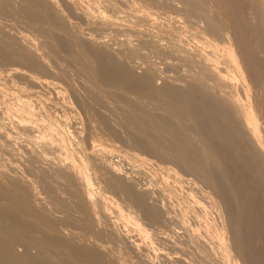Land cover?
Masks as SVG:
<instances>
[{
  "label": "bare ground",
  "instance_id": "1",
  "mask_svg": "<svg viewBox=\"0 0 264 264\" xmlns=\"http://www.w3.org/2000/svg\"><path fill=\"white\" fill-rule=\"evenodd\" d=\"M56 1L0 0V18L2 15L5 17V12L11 11L9 14L15 13L20 16H18V18L22 17L26 19L28 21L27 23H31L32 26H36L35 28L38 27L40 30L37 29L40 32H44L45 35L41 33L47 36V38L58 40V42H56V44L59 43L58 48H60L61 52L64 51L69 55L70 61L77 62L83 58L87 71H84L85 67L80 64L83 68L82 71L84 74L88 72L89 74L87 73L86 75H90V77L87 76L86 78H91L92 80V82L90 81L91 84L89 87L92 90V94L87 91L89 93L88 96L90 97L92 95V99L95 100V103L93 100L92 102L96 107L100 106L103 107V109L106 107L111 110L110 102H113L109 101L112 98L111 96L119 95L114 92L113 94L111 93L113 91L110 90L111 83L116 85L117 88L121 87L124 90L136 92L138 98L142 99V101L144 100L142 103L143 106L137 108L136 105H134L135 107H132L128 104V102H130L128 101L127 104L129 106L125 104L117 111L121 118L120 124L126 129L130 136L129 138H131L137 146L139 145L146 153L153 155V157L155 156L163 162L172 163L180 169L179 171L187 172L198 180V182L203 183V187L207 186L208 189L210 188V192L217 198L222 206L229 229L228 232L230 233L229 239L232 243L229 249L232 248L234 252L231 254L227 249L228 246L225 250L223 249L226 251V254L224 255L223 252L224 260L223 263L221 262L220 264H229L228 260L225 261V256L227 259V256H230L229 254L232 256L235 255L237 261L235 262L238 264H264V128H262L263 125L261 126L260 122V114L264 119V106L259 104L260 99H262V104L264 105V56L261 55H264V0H212L213 6L209 4L210 7H208H212V9L209 10L206 4L204 5L206 0H185L186 6L183 8V19L184 16H186L188 22H191L193 16H200L201 19L203 18L206 21L205 30L201 31V33L204 32V35H208V38L211 40L216 42L220 40L221 43H224L223 47H225V49L222 48L226 55L224 54L222 56L218 51L216 54H220L223 60L225 56H227V60L224 61H228L233 68H230L229 71H233L234 75L242 80V85H244V88L241 86L244 92V95L242 94L243 98L239 91L233 87V82L231 80H234L233 78H235V76L226 72V69H229L226 68L228 66L226 65L225 67L223 63L224 65L222 68L225 69L220 67L221 59L219 60L220 66H217L215 65L218 64L215 61L217 57L209 52V50H207L208 52L206 50V52H203L202 50L203 53L198 52V50L188 51L175 41L170 42L171 46H168V48L171 47L169 50L170 53L167 52L169 54H176L184 63L186 62L187 68L190 67V73L194 72V74L188 73L190 74L188 75L191 78L190 81L188 80L185 84L180 86L167 83L164 86L158 87L152 83L153 80H151L148 75L140 77V75L135 76V74L129 71L128 73L126 68L120 64V59H117V61H119L117 63V61H114L115 57L111 58L110 55L114 53L110 54V51L104 52L102 51L103 49H98L99 47L91 46V43L89 44L91 38H88L89 40L86 38L84 43L82 42L80 45L82 38L79 37L80 35L77 33V36L81 38V40L78 41V43H80H73L75 41L73 38L75 35L73 34L74 36L70 35L69 37L68 34L72 33L67 34L66 30V32L62 31L65 28L67 29V27L70 28L71 22L68 23V18L66 17V19L64 17L65 15ZM151 2L153 3L154 0ZM244 6L246 7L245 9H247V7L249 8V14L247 12L245 13ZM100 12L103 14L101 10ZM81 14L88 19L93 16L90 19H93L96 24L99 23L100 26H105V28L102 26L103 28L101 30L108 29L109 27L111 28V24H113L111 23V18L105 17L104 14H97L98 16L95 17V14L91 15L93 13H89V11L85 10L83 12L81 11ZM17 15L13 14V17ZM3 22H0V74L6 73V77H0V86L2 85L4 87V89L0 88V105L3 104L2 106H4L3 108L0 106V264L125 263L126 258L124 257L125 254L127 256V253H129V248L127 250V247L125 245L124 247L122 243L124 249H120L121 251L118 254L121 255L124 253V257L122 258L125 260L120 262L119 257L115 254V249H112L114 253H111V229L109 231V229L103 230L102 228L103 226L110 228L113 222H111V189L115 195L123 198L125 203L126 201L129 203L128 205L132 209H129L126 217L131 219L130 221L135 222L139 230L147 234L148 238L150 235L148 236L149 233L147 228L139 224L138 216L146 219L151 226H157L158 228V226H161L163 219L161 207L156 204H149V201H147L148 198L146 200V196L149 197L148 194L146 195V190L137 191L133 188L131 182L125 180L123 173H120L119 170L122 168H118L113 161V163H111L112 151L107 149L106 145L103 146L101 143L96 144V140L93 138L94 136H90L89 134L90 143H88L90 145H86L85 143L88 138L85 139V142L83 139L84 137H81V132H79L77 127L74 128L75 125H73L74 127L72 128L64 119H59L58 117V119H56L55 116L49 113L45 106H43L44 104L42 105L39 103L40 105H38L37 103L36 105L39 106L37 107L34 104L35 102L32 103L34 100H30L31 96L28 97L26 94L20 93L21 91L16 93L14 88L7 87V82H15L12 78L9 79L8 76L11 75L10 73L18 75L20 78L22 77V80L24 78H30L32 86L35 85L37 87L41 84H49L50 80L47 81L48 79H44L47 74H51L53 71L50 69L51 67L47 66V58L41 55L43 51L40 53L36 51L37 49L34 50L28 46L29 44H24V41L22 43L18 42L17 40L20 39V36L18 37L19 39H17V35L13 36V34H10V31L8 32L6 29L8 28L7 26L5 30L3 28L4 26H1L4 24ZM197 29L195 30L197 32L201 30ZM64 32L68 37L65 36V34L63 36L62 33ZM68 32L70 31L68 30ZM19 33L20 31L18 34ZM192 33L194 34V32ZM198 34H200V32H198ZM201 36L203 35L201 34ZM70 38L74 41L70 40ZM22 40H24V38ZM177 40H180V38ZM204 40L205 37L203 43ZM207 41L206 39V44ZM101 42L102 41H100V43ZM210 42L209 40V44ZM216 42H211L210 45H221V43L216 44ZM150 44L154 52H162L161 49L163 47L160 49V43H158L157 40H151ZM102 46L105 47L104 44H102ZM208 47L209 46H207V48ZM215 49H212V51ZM133 50L134 49H132V51ZM148 51L151 50L148 49ZM219 51L221 52V50ZM214 56L216 57L215 59ZM66 60L64 62H66ZM80 61H82V59ZM80 61L79 63H81ZM40 72L46 74L44 75V79L42 75V77H38ZM32 73L38 75L34 77ZM64 73H66V71ZM247 79L253 83L252 88H254V90L256 89L253 98L251 96L253 89L248 85ZM23 85L24 84H22V86ZM29 85L27 84V87ZM37 90L38 89H36L35 92H40ZM43 91L45 92V89ZM43 91H41V96ZM134 99L129 100L134 101ZM137 99L135 100L138 101ZM125 100H127V98ZM146 101H149L146 103L147 105L144 104ZM88 102L86 104H89ZM148 103H153V105H148ZM89 105L85 108H88ZM148 106L150 108L151 106H156V108H151V110ZM127 108H129V110ZM13 109L18 113H14L15 111L13 112ZM156 109L159 111L161 110V112L156 113ZM97 121L99 126L89 125L90 128L93 127L91 130H94L96 133L100 130L108 136H111V124L106 114H98ZM119 132L120 131H118V133ZM12 133H14L17 138L24 135L28 141L26 143L31 145L27 144L28 152L24 150L27 153L24 154L28 155L29 153V156L25 159V163L20 160V156L18 158L25 164L26 169H28L27 171H32L33 173L30 172L33 178L24 181L26 183L22 182L23 180L17 176V173L11 172L16 169V165L13 170L10 169L12 165L11 159L10 161L7 158V161L11 162H8L11 164L10 167L9 165L7 166V162L6 164L3 162L5 158L4 155L7 156L6 153L9 154L8 152H14L16 149V142L13 140L14 136ZM60 142L64 145H70L69 148L71 151L69 152L68 150L67 152V146H65L66 152L64 151L65 153L59 154L62 151L61 149L64 150V146H60ZM58 143L59 147H61V151L55 155L58 151H55V147L58 146L55 144ZM18 144H20V142H18ZM21 147L23 148L25 146ZM18 149L17 146L16 152ZM16 154H19V150ZM9 155L7 157L12 158L13 154ZM21 155L23 157V153ZM50 155L51 158L49 157ZM162 161L160 162L163 163ZM173 165L170 167H173ZM24 178H26V176H24ZM196 180H194V183ZM102 183L104 184L103 186L101 185ZM63 193H65V196ZM105 194H109L110 197L107 195L106 197ZM39 198L45 201L44 204L47 205L46 207L39 206L40 204L36 202V199ZM120 215H122V213ZM173 222L176 223V221ZM113 233L116 234V232ZM165 241H163L164 244L167 242ZM135 244L133 243V245ZM164 251L165 250H163V253ZM193 257L194 256H192V258ZM141 258L144 257L142 256ZM129 260L128 262H131ZM143 260H136L131 264H148L146 263L148 259L146 261Z\"/></svg>",
  "mask_w": 264,
  "mask_h": 264
},
{
  "label": "rangeland",
  "instance_id": "2",
  "mask_svg": "<svg viewBox=\"0 0 264 264\" xmlns=\"http://www.w3.org/2000/svg\"><path fill=\"white\" fill-rule=\"evenodd\" d=\"M151 1H153V0H149V1L148 0H138V1L137 0H107V1L106 0H98V1L97 0H93V1H91V0L90 1L89 0H57L56 2L59 5V7L61 8L63 14L65 15L64 17L68 18V20H69L68 23L71 22L70 23L71 26H69L70 28L67 27V29L70 32H68V30L66 28L65 29L62 28V29H64L62 31L66 30L67 32L66 31L65 32L67 34L68 33H72V34H68L69 37H70V35H73V34L75 35V36L73 35L74 37L71 36V37L74 38L75 41L72 38H70V40L74 41L73 43L79 44L81 42L80 43V45H81L82 42L84 43L86 38L87 39L91 38V40H90L91 42L89 41V44L91 43L90 44L91 46L97 47V48L99 47L98 49H101V50L103 49L102 51H104V52H109L110 51V54L114 53L113 55H110L111 58L115 57L114 61H117V59L118 60L120 59L119 60L120 64L123 67L126 68L127 72L129 71L130 73L135 74V76H139L140 75V77L148 75V77H150L151 80H153L152 83L155 84L158 87L164 86L167 83L168 84L170 83V84H173V85L175 84L177 86H180L182 84H185L186 81H188V80L190 81L191 80V78L188 75L194 74V72L190 73V71H189L190 67L187 68L188 66H186V62L184 63V61H182L180 57H178L174 53L169 54L170 53L169 50H170L171 47L168 48V46H171L170 42H172V41H175L178 45H182L188 51H191V50H193V51L196 50L197 51L198 50V52H202V50H203V52H204L205 50L206 51L209 50V52H211L213 55H215L217 57L216 58L214 56V59L215 58L218 59V60L215 59V61L218 63V64H215V65L218 66L219 65V60L221 59L220 60L221 61L220 62L221 66L220 65L219 66L222 68L224 64H225L224 65L225 67L227 65L228 67H226V68H229V69H226L227 71L226 70L225 71L228 74L230 73L232 76H235L233 71H231V72L229 71L230 68L233 69L231 67V64L228 63V61L227 62L224 61V60H227V56H225L224 60H223V58H221L225 54V52H224L225 47H223L224 43H221L220 40H218V42H216L214 40H211V39L208 38L209 37L208 35L207 36H205L206 34L204 35V32L201 33V31L205 30V26H206L205 19H203V18L201 19L200 16H199L200 18L197 17V16H193V19L191 18V22H188V19H186L187 18L186 16H184L185 20L183 19V15H184L183 8L186 6L185 0L184 1L183 0H154V2L156 1L155 2L156 4L154 2L152 3ZM202 1H205V0H202ZM208 2H210V3H208ZM148 4H149V6H148ZM205 4H206V7H208L209 4L212 5V0H209V1L206 0L204 5ZM245 6H244V9L246 8ZM209 7H208V10L212 9V7L211 8H209ZM70 8H72V9H70ZM84 10L85 11H89V13H93L91 15L95 14L94 15L95 17H97L98 15L102 14L100 12V10H101L105 17H109V19L111 18V23H113V24H111V28L109 27L111 30L109 28L101 30L103 27L105 28V26L102 25L103 26L102 27V26H100L99 23L96 24V22H94L93 19H90L93 16L89 17V19L84 17L81 14V11L83 12ZM94 10H95V12H97V11L98 12L95 13ZM9 12H11V11L5 12V17H4V15H2V17H4L5 19L2 18V17L0 18V22L1 21L3 22L5 20L3 22L4 24L1 25V26L2 27L4 26L3 27L4 29L7 26L8 28H6V29L8 30V32L10 31L9 32L10 34H13V36L17 35L16 38L17 39L20 38L19 40H17L15 38L18 42L22 43L24 41L23 42L24 44H26V43H27L26 45L29 44L28 46H30L34 50L37 49L36 51H39L40 53L43 51L41 53V55H43L44 58L45 57L47 58V61H46V63H48L47 66L51 67L50 69L53 72L51 73L52 75L50 73L46 75V74H42L40 72L41 74L39 73L38 77H42L43 76L42 78L44 79V75H46L44 80L48 79L47 81H49V80L50 81H49V84H47L48 86L41 84L40 86H37V87L35 85L32 86V84L30 83V80H31L30 78H26L27 79L26 80L23 77L24 79L22 80L21 79L22 77L20 78V76L14 75L13 73H10L11 75L13 74L14 76L12 75L13 76L12 77L10 74L9 75L11 77L8 76V75L7 76L9 77V79L12 78L15 82L14 81H13L14 83L7 82L8 83L7 87L14 88L16 93H19L21 91L20 93L26 94V96H28V97L31 96L30 100L31 101L34 100L32 103L35 102L34 103L35 105L37 103H38V105H40L39 103H41L42 105L44 104L43 106H45V108L49 111V113H52V115H54L56 119H58V118L59 119H61V118L64 119L65 122L68 125L70 124L72 128L74 127L73 125H75L74 128L77 127L79 132H81V134H82L81 137L82 138L84 137L83 138L84 140L88 138L87 142L85 140V142H86L85 144L86 145H90L89 144L90 143L89 135L90 136L91 135L94 136L93 138L96 140V144H100L101 143V144H103V146L106 145L107 149H110L112 151L111 152V163L114 162L118 166V168H122V169H119V170H120V173H123V176H124L125 180H127V182H131V184H133V188L135 190H137V191L146 190V195L148 194V196H149V197L146 196V200L148 198L147 201H149L148 203L149 204H153V205L156 204L157 206L161 207V210L163 211L162 214H161L162 217H163L162 223H161L162 227L158 226V228H157V226H151L150 223L146 219H144L141 216H138L139 217V224H141L142 227L147 228V231L149 233L148 236L149 235L151 236V237L149 236V238H148L147 234H145V233H143V232H141L139 230V227L136 226L135 222L130 221L131 219L126 217V214L128 213L129 209L131 208L128 205L129 203H127V201L125 203V201H123L124 199L119 197V196H117V195H115V193L111 189V222L112 221L113 222L111 223L112 226L110 228H107L106 226H103L102 228H103V230L109 229V231L111 229V234H112L111 236L112 237L110 239L111 241L110 240H108V241L111 242L110 248H111V250L115 249V252H116L115 254H117V256L119 257L120 262L122 260H125L124 258H126L125 263L122 261L123 264H131L132 262H134L136 260H141V259L143 260L145 258L144 259L145 261L147 259L149 260V261L148 260L146 261V263H148V264H204V263L205 264H209V263L210 264H220L221 262L223 263L224 255L226 254V251H224V250L227 248V246H228L227 249L230 251L231 254H233L234 252H233L232 248H230L231 250L229 249V247L232 246V243H231V240L229 239L230 238V233L228 232L229 229H228V226H227V222H226V218H225L222 206L219 203V201L217 200V198L210 192V188L208 189L207 186L203 187L204 186L203 183L198 182V180L193 178V176L190 175L189 173L184 172V171H179L180 169L178 167L174 166L172 163L170 164V162L169 163L168 162H163L162 160H159L155 156H154L155 157V159H154L153 155H150V154L146 153L139 145L137 146L136 143L134 141H132L131 138H129L130 136L128 135L126 129L121 126L122 124H120L121 118H120V116H119L117 111L120 110L121 107L123 105H125V104L127 106L130 105L132 107H135L134 105H136L137 108L139 106L141 107V106H143L142 103H143L144 100L142 101V99L138 98V96H137L138 94L136 92H134L132 90H124L121 87L117 88L116 85L111 83L110 90H113L111 93L113 94V92H114L115 94H119V95H115V96L112 95L111 96L112 98L109 100V101H113V102H110L111 103V110H109L106 107H104V109H106V110H104L103 107H100V106H99L100 108L98 106L96 107L95 104L93 105V102L95 100L92 99V95L90 97L88 96L89 93L92 94V90H91V88H89L90 84H91L90 81L92 82V80H91V78H86L87 76L90 77V75H86L88 72H85V74H84V72L82 71L83 70L82 66L83 67L86 66L84 59L81 58L82 61H80L81 59L79 60L81 63H79V61H77V62L72 61V60L70 61L69 55L66 52H64V51L61 52L60 48H58L59 47L58 46L59 43L56 44V42H58V40H55L54 38H52V39L51 38H47V36H44L45 35L44 32L41 31L44 34L43 35L39 31L40 29L38 27L37 28L39 30L37 28H35L36 26L35 27H34V25L32 26L31 23H27L28 21L26 19H24L22 17L18 18L19 15L13 13L14 15H17V16H14L15 18H17V19H15L13 17V14L12 13L9 14ZM246 12L247 13L250 12L248 7H247V9H245V13ZM7 13H8V15H7ZM11 14H12V17H11ZM9 15H10V17H9ZM6 17L7 18L9 17V18L7 19ZM11 18H13V19H11ZM254 19H252V20L254 22H256ZM11 20H13V21H11ZM89 20L90 21L92 20V21L90 22ZM186 25H188V26H186ZM195 26H198V27H195ZM11 28H13V29H11ZM196 29L197 30L201 29L200 31H198V32H200V34H198V32L195 31ZM37 30H38V32H37ZM104 30H106V31H104ZM19 31H20V33H19L20 35L18 34ZM65 32L62 33L63 36H64V34H65V36H67V34ZM192 32H194V34ZM57 33H61V32H57ZM77 33L80 35L79 37H81L82 40H81V38H79L77 36L78 35ZM201 34L203 36H201ZM199 35H200V37H199ZM92 37H93V39H92ZM201 37H203V38H201ZM204 37H205V40H204V43H203ZM23 38H24V40H22ZM175 38H176V40H175ZM179 38H180L181 41L177 40ZM206 39L208 40L207 44H206ZM29 40H30V43H29ZM35 40H37V41H35ZM151 40H157V42L160 43V49L162 47L164 48V49L163 48L161 49L162 52L160 51L162 54L154 52V49H153L152 45L150 44ZM182 40H183V43H182ZM209 40L211 42H214V43L216 42V44L217 43H221V45L219 44L220 47H219V45H217L218 47L217 46H211L210 45L211 42L209 44ZM45 41H47V42H45ZM78 41H80V42L78 43ZM100 41H102V42L100 43ZM49 42H50V44H49ZM106 42H107V44H106ZM102 44H104L105 47H103ZM99 45H101V46H99ZM33 46H35V47H33ZM207 46H209L208 47L209 49L207 48ZM212 47H215V48H218V49H215V48H212ZM55 49H57V50H55ZM132 49H134V50L132 51ZM148 49L151 50V51H148ZM212 49H215V50L212 51ZM219 50H221V52ZM55 51H57L58 54ZM217 51L222 56L220 54L217 55L216 54ZM164 52H165V54H164ZM213 52H215V53H213ZM62 54H64V55H62ZM59 55H61V56H59ZM261 55L264 56L263 54H261ZM52 56H54V57H52ZM168 57H170V58H168ZM68 58H69V60H68ZM65 60H66V62H64ZM119 61H117V63ZM123 62H125V63H123ZM216 62H214V63H216ZM82 63H84V64H82ZM77 64H79V65H77ZM228 64H230V65H228ZM73 65H74V68H73ZM181 66H182V68H181ZM79 68L81 69V71L83 73L80 71ZM222 69H225V68H222ZM85 70H86V67H85L84 71ZM65 71H66V73H64ZM188 73H190V74H188ZM3 74L2 75L0 74L1 78L2 77H4V78L6 77L5 76L6 73L4 74V76H3ZM29 75H30V73H29ZM36 75H38V74H36V73L33 74L34 77H36ZM84 75H86V76H84ZM188 78H190V79H188ZM237 78L238 77L235 76V78H233L234 80H231V81L233 82V87L236 88L237 91H239L240 95L243 98L244 92L242 91V87L244 88V85H242V83H243L242 80H240L239 78L237 79ZM173 81H174V83H173ZM18 82L19 83L21 82L20 83L21 85ZM175 82L176 83L179 82V83L176 84ZM247 83H248V85H250L251 89H253L252 90L253 92L251 93L252 94L251 96L253 98L254 95H255L254 91H256V89L254 90V88H252L253 83L249 79H247ZM22 84H24V85L22 86ZM27 84L28 85L31 84V85H29L27 87ZM75 85H76V87H75ZM32 87L35 88V89H33ZM0 88L4 89V87L2 85L0 86ZM30 89H31V91H30ZM36 89H38L37 91H40V92H38V93L35 92ZM44 89H45V92L43 91ZM41 91L44 92V93L42 92V96H41ZM87 91H89V93ZM124 91L126 92V94H125ZM128 91H129V93H128ZM123 92H124V95H123ZM125 95H127L128 97L125 96ZM122 96L125 99L127 98V100H125ZM132 96H133V98H132ZM134 98L135 99L138 98L137 99L138 101H136ZM116 99H118V100H116ZM129 99H132V100L134 99L135 102L132 101V100H129ZM139 99H140L141 102L139 101ZM92 100H93V102H92ZM88 101H90L92 103H90ZM128 101H130L131 103L128 102ZM253 101H254V99H253ZM75 102H76V104H75ZM87 102L90 105L86 104ZM127 102H128L129 105L127 104ZM147 102H149V101L144 102V104H146ZM138 103H139V105H138ZM262 103H263V100L260 99L259 104L261 106H264ZM2 105L3 104H1L0 106L3 108L4 106H2ZM38 105H36V106L39 107ZM88 105H89V107L85 108ZM148 105H153V103L152 104L148 103ZM90 107H91V109H90ZM151 108L155 109L156 106L155 107L151 106ZM151 108L149 107V109H151ZM127 109L129 110V108H127ZM107 111H109V112H107ZM156 111H154V112H156V113H160L161 112V110L159 111L158 109H156ZM13 112L14 113H18L14 109H13ZM100 112H102V113H100ZM98 114H103V115L106 114V116L108 117L109 122L111 124V131H112L111 132V136L110 135L108 136L107 134L101 132L100 130H98L97 133L94 130H91V128H93V127L90 128L91 125L92 126H99L98 125V121H97ZM110 120H112V121H110ZM260 122H261V126L263 125L262 128H264V119L261 117V114H260ZM80 128H81V130H80ZM118 131H120V132L118 133ZM100 133H102V134H100ZM114 134H115V136H114ZM12 135L14 136V137L12 136L13 140H15V142L17 143V145L15 143L16 149H17V146L19 148L18 149L19 150V154H16L18 152V150L16 152V149L14 150V152H8L9 154L12 153L14 155V157L17 155L16 156L17 158L15 157V160L13 161V159H14L13 155L10 154V155H12V158H10V157H7L9 154L6 153L7 156L4 155L5 158L3 159L4 160L3 162L5 164L7 162V166L9 165V167L12 164L11 168H10L12 170L14 169V167L16 165V169H14L11 172L17 173V176L21 180H23L22 182L26 183L24 181H27L29 179L31 180L33 178L32 177V174H33L32 171H27L28 169H26V166L24 164L25 161H26L25 160L26 157L29 156V153H28V155H26L27 153L25 152V151L28 150V148H27L28 147L27 146L28 143H26L28 141L26 140L24 135L22 137H18L19 140H18L17 136H15L14 133H12ZM116 135H118V136H116ZM107 139H108V141H107ZM121 139H124V140H121ZM126 141H128V142H126ZM18 142H20V144H18ZM61 143L62 142H60V146L63 145L64 146V150L61 149V147H59V143L55 144V145H58L57 147H55L56 148L55 151L58 150L55 153V155L58 152H60L61 150L62 151L59 154L63 153L64 151L66 152L65 146H67V152H68V150H69V152L71 151L70 148H69L70 145L68 146V145H64V144H61ZM129 144H130V146H129ZM28 145H30V144H28ZM21 146H25V147H23L24 149ZM25 148H27V149H25ZM57 148H59V149H57ZM22 149H23V151H22ZM21 151L23 153V157L21 155L22 154ZM24 153H26V154H24ZM19 156L23 159L22 160L20 158V160L22 162H24V163H22L18 159ZM150 156H152V157H150ZM49 157L51 158V155ZM52 157H53V155H52ZM7 158L9 160L11 159L12 161L11 160L10 161L12 163L10 161H7L8 160ZM18 161L20 162V164H19ZM160 161H162L163 163H161ZM8 162H10L11 164L8 163ZM167 164H168V166H167ZM171 165H173V167H170ZM159 166H161V167H159ZM18 167H20V168H18ZM22 167H25V168H22ZM22 169H24V170H22ZM163 169H165V170H163ZM21 171H23V172H21ZM27 172H29V173H27ZM30 172L32 174H30ZM179 172H182V173H179ZM14 173H12V174H14ZM187 175H189V176H187ZM24 176H26V178H24ZM188 178H189V180H188ZM192 179H193V181H192ZM194 180H196L195 183H194ZM101 185L103 186L104 184L102 183ZM143 188H145V189H143ZM197 190H199V191H197ZM148 191H149V193H148ZM63 195L65 196V193H63ZM106 195L108 197H110L109 194H105V196ZM41 200H43V199H41ZM41 200H40V198L36 199V202L40 204L39 206L46 207L47 205L44 204L45 201L44 200L41 201ZM67 206H69V205H67ZM48 209H50V208H48ZM121 213H122L123 217H122V215H120ZM167 213H169V214H167ZM175 219H178V220H175ZM173 221H176V223L173 222ZM222 223H223V225H222ZM113 226H114V228H113ZM154 227H155V229H154ZM168 227H170V228H168ZM112 228H113V230H112ZM114 229H115V231H114ZM139 231H140V233H139ZM113 232H116V234L113 233ZM222 232H223V235H222ZM218 234H220V235H218ZM152 235H153V237H152ZM116 236H118V237H116ZM210 236H212L213 239ZM220 237L223 238V239H221ZM200 239H202V240H200ZM163 241H165L166 243L164 244ZM181 241H184V242H181ZM220 241H223V242H220ZM122 243H123V246L125 245L127 247V250L129 248L128 252L130 253V255H129V253H127V256L125 254V257H124V253H122L121 255L118 254L122 249H124L123 246H122ZM133 243L134 244L136 243V244L133 245ZM179 243H181V244H179ZM129 245H130V247H129ZM223 245H225V246L221 247ZM117 246H118V249H117ZM176 246H178V247H176ZM163 250H165L164 253H163ZM203 250H205V251H203ZM112 251H111V253H114V250H112ZM223 252H224V255H223ZM156 253H158V254H156ZM231 254H229L230 256H227V259H226V256H225V261L228 260L229 264L230 263L231 264H238V263H236L237 261H236L235 255L232 256ZM141 255L144 258H141L142 257ZM163 256H165V257H163ZM186 256H187V258H186ZM192 256H194L193 257L194 259L192 258ZM220 256L223 257V258H221ZM122 257H124V258H122ZM128 260L131 261V262H128Z\"/></svg>",
  "mask_w": 264,
  "mask_h": 264
}]
</instances>
